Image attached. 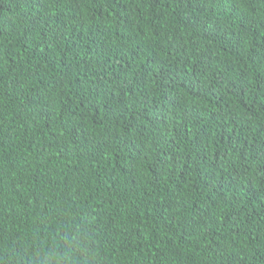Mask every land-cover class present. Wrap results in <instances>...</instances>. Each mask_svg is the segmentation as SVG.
Here are the masks:
<instances>
[{
	"label": "trees",
	"instance_id": "trees-1",
	"mask_svg": "<svg viewBox=\"0 0 264 264\" xmlns=\"http://www.w3.org/2000/svg\"><path fill=\"white\" fill-rule=\"evenodd\" d=\"M0 264H264V0H0Z\"/></svg>",
	"mask_w": 264,
	"mask_h": 264
}]
</instances>
